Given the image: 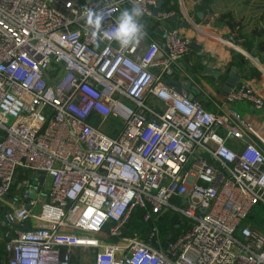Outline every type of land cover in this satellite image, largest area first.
Returning <instances> with one entry per match:
<instances>
[{
	"label": "built area",
	"instance_id": "2783aa9c",
	"mask_svg": "<svg viewBox=\"0 0 264 264\" xmlns=\"http://www.w3.org/2000/svg\"><path fill=\"white\" fill-rule=\"evenodd\" d=\"M134 3L155 15L156 0H0V200L20 168L49 178L38 208L28 183L5 209L6 264H71L75 248L89 264H264V232L249 221L264 206V151L229 106L263 97L240 80L212 112L179 93L166 77L192 40L175 26L126 49L97 46L87 10H104L114 30ZM89 111L119 114L121 129L105 132ZM168 212L187 227L162 232Z\"/></svg>",
	"mask_w": 264,
	"mask_h": 264
},
{
	"label": "crops",
	"instance_id": "0c3cea01",
	"mask_svg": "<svg viewBox=\"0 0 264 264\" xmlns=\"http://www.w3.org/2000/svg\"><path fill=\"white\" fill-rule=\"evenodd\" d=\"M161 10H172L174 14L162 20L156 17V13L141 17L147 33L146 40H160L164 29L172 26L178 27L192 40L190 51L173 66V72L166 77V81L175 88L182 81L188 82L191 98L206 109L218 112V105L224 96L221 92L222 85L231 68H235L239 75L236 83L244 79L250 81L256 92L263 97V105L256 108L251 102L241 100L231 102L229 106L240 112L250 124L245 140L255 142L264 151V51H258L254 46L248 50L243 44V38L239 37L240 33L249 32L253 28L264 29V0H160L157 11ZM224 12H230L240 21V32H231L227 23L218 17ZM231 34L234 35L233 38L229 37ZM227 144L238 148L242 142L228 138ZM22 169H18L6 198L0 200V263L5 258L6 264L3 221L5 209L21 197L28 183L38 188L37 196L42 198L36 202L35 208H38L45 201L49 184L46 175L41 179L29 171L25 176V170L21 171ZM29 196L35 198L36 194L31 192ZM25 223L31 225L36 222L30 220ZM84 250L87 249L73 250L71 264H74Z\"/></svg>",
	"mask_w": 264,
	"mask_h": 264
},
{
	"label": "clouds",
	"instance_id": "9594fccd",
	"mask_svg": "<svg viewBox=\"0 0 264 264\" xmlns=\"http://www.w3.org/2000/svg\"><path fill=\"white\" fill-rule=\"evenodd\" d=\"M107 13L104 10L86 12V25L91 29L93 42L99 46L103 40L116 41L122 49L135 46L147 35L141 22L143 9L136 3L130 9H123L116 19L114 30L104 29L103 21Z\"/></svg>",
	"mask_w": 264,
	"mask_h": 264
},
{
	"label": "trees",
	"instance_id": "16d2710c",
	"mask_svg": "<svg viewBox=\"0 0 264 264\" xmlns=\"http://www.w3.org/2000/svg\"><path fill=\"white\" fill-rule=\"evenodd\" d=\"M220 19H223L227 25L229 26L231 32H240L241 24L240 21L234 18V16L230 12H224L219 14L218 16ZM239 37L243 38V44L247 47L248 50L251 49L252 46H254L258 51H264V29L263 28H253L249 32L246 33H240ZM255 39H257L255 41ZM153 105H157L155 100H152ZM23 171V169L21 170ZM23 175L27 176L29 174V170L23 171ZM11 189V188H10ZM10 191V190H9ZM142 209L137 208L134 212V214L131 216V229H138L142 224L140 221ZM169 216V218L167 217ZM251 217V214H250ZM176 215H165L164 218H162V222H160V228L162 232H166L167 229H169L173 234H176L178 231H180L182 228L187 227V224L185 225H176Z\"/></svg>",
	"mask_w": 264,
	"mask_h": 264
},
{
	"label": "rangeland",
	"instance_id": "374dc122",
	"mask_svg": "<svg viewBox=\"0 0 264 264\" xmlns=\"http://www.w3.org/2000/svg\"><path fill=\"white\" fill-rule=\"evenodd\" d=\"M147 103L153 105L152 100L147 99ZM103 114V115H102ZM102 114H94L92 111H89L87 118L94 124L99 125L105 132L109 134L117 133L122 127V119L118 115L112 114L111 111ZM251 217L249 221H251L252 225L260 229L264 232V206L256 205L251 210ZM166 215H171L170 212L166 213ZM169 218V216H167ZM164 218V217H163ZM188 221V220H187ZM162 222V219H161ZM91 254L88 250H84L83 253L79 254L74 264H89L91 262ZM0 264H5L4 261Z\"/></svg>",
	"mask_w": 264,
	"mask_h": 264
},
{
	"label": "water",
	"instance_id": "95a60500",
	"mask_svg": "<svg viewBox=\"0 0 264 264\" xmlns=\"http://www.w3.org/2000/svg\"><path fill=\"white\" fill-rule=\"evenodd\" d=\"M159 3L160 0H157L154 7H153V13H156L158 7H159ZM262 58L264 59V56H262ZM238 73L235 70V68H231V72L228 74L224 84L222 85V89L221 92L225 95L228 93V91L236 84V81L238 80ZM189 84L186 81H182L180 82V84H178V86L175 88L179 93L188 96V97H192V92L189 91L188 89ZM35 176L36 177H40L41 179L44 178L45 176V172L43 170H37L35 172ZM24 227H28V224L25 223Z\"/></svg>",
	"mask_w": 264,
	"mask_h": 264
}]
</instances>
